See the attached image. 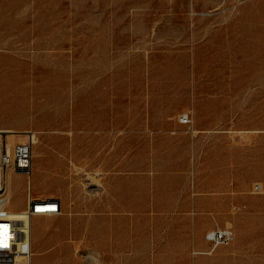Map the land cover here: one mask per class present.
<instances>
[{"label":"rangeland","instance_id":"rangeland-1","mask_svg":"<svg viewBox=\"0 0 264 264\" xmlns=\"http://www.w3.org/2000/svg\"><path fill=\"white\" fill-rule=\"evenodd\" d=\"M12 78L0 130L33 133L31 196L61 201L29 220L10 171L19 264H264V0H0Z\"/></svg>","mask_w":264,"mask_h":264},{"label":"built area","instance_id":"built-area-1","mask_svg":"<svg viewBox=\"0 0 264 264\" xmlns=\"http://www.w3.org/2000/svg\"><path fill=\"white\" fill-rule=\"evenodd\" d=\"M178 123L189 129L191 119L188 114H181L178 116ZM32 148L33 135L31 133L22 142L16 143L11 153H8L4 147L0 150V226L4 227V231L0 232V264H19L21 259H29L32 254L29 227L19 228L14 221L7 217L9 206L3 180V174L7 168L26 178L25 211L29 220L38 215H55L61 210L59 200L34 198L30 194L27 179L31 172ZM259 188V185L253 186L254 191H258ZM206 237L215 247L229 243L232 239V231L228 228H216L210 231Z\"/></svg>","mask_w":264,"mask_h":264},{"label":"bare ground","instance_id":"bare-ground-1","mask_svg":"<svg viewBox=\"0 0 264 264\" xmlns=\"http://www.w3.org/2000/svg\"><path fill=\"white\" fill-rule=\"evenodd\" d=\"M4 82L3 81H0V96L2 95V91L3 90H6L8 87H10V86H12L14 84L15 79L14 78L10 79L8 81V83H4ZM13 132H16V131H12L11 129L0 130V133L1 134H6V137L4 139V143H3V140H2V135L0 134V150H1V148L3 149V147H4V149H6V151L8 153H11L12 152L13 146L16 144L15 143V137H14L15 135L13 134ZM20 133L24 137H26L28 134H31L30 132H27L26 133V131H21ZM20 133H19V135H20ZM32 135H33V133H32ZM18 140L20 142H22L24 139L23 138H19ZM33 143H34V136H33ZM31 157H32V155H31ZM56 158L53 157L52 155H50V159H51V169H54V172L55 173H59V172H62L61 171L62 168H61L60 162H58ZM43 164H44V161H42V163H41V168H43V166H42ZM36 167L37 166H35V168H32V164H31V172H30L29 177L27 179V184L29 185V191H30V188L32 186L33 180H35V182H36V180L38 179V176H39V172H38V170H37ZM9 169L10 168H7L4 171V174H3V180H4V183H5V191H6V194H7V204L9 206L8 216L7 217L9 218V220L14 221L19 228L20 227L21 228L29 227L30 232H31L32 231L31 222H29L27 220H24L23 217L22 216L20 217V215L17 213V210H13V209L10 208L11 203H10V185H9V182H10L9 181L10 174L9 173H10L11 170H9ZM3 228L4 227H1L0 226V232L1 231H4ZM24 230H26V229H24ZM22 261H23V259H21L20 262H22Z\"/></svg>","mask_w":264,"mask_h":264},{"label":"crops","instance_id":"crops-1","mask_svg":"<svg viewBox=\"0 0 264 264\" xmlns=\"http://www.w3.org/2000/svg\"><path fill=\"white\" fill-rule=\"evenodd\" d=\"M179 125H181V124H179ZM181 126H183V125H181ZM185 127V126H184ZM59 203H60V206H61V201L59 200ZM60 212H61V210H60ZM60 212L59 213H57V214H60ZM56 215V214H55ZM38 216H42V215H38ZM112 248H114V245H112L111 246ZM110 247V248H111ZM117 248H114V251L116 250ZM113 250V249H112Z\"/></svg>","mask_w":264,"mask_h":264}]
</instances>
